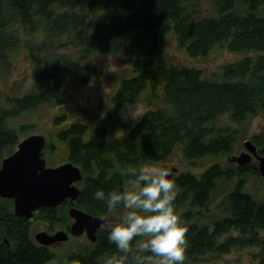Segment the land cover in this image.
Masks as SVG:
<instances>
[{
	"label": "trees",
	"instance_id": "trees-1",
	"mask_svg": "<svg viewBox=\"0 0 264 264\" xmlns=\"http://www.w3.org/2000/svg\"><path fill=\"white\" fill-rule=\"evenodd\" d=\"M214 11L200 15L192 0H0L2 61L23 45V28L31 33L42 30L49 37L65 35L77 47L73 56L60 53L43 59L29 48L34 88L21 95L6 94L0 103V165L19 142L18 130L9 127L7 119L45 104L64 107L68 78L77 77L83 84L94 75L96 67L89 60L94 53L120 52L122 62L137 71L119 79L111 94L116 108L133 106L146 88L154 93L157 82L162 85L166 104L146 110L123 135L107 127L104 118L89 132L87 123L67 121L65 110L54 115L56 140L66 149V160L79 166L83 174L77 182L76 207L93 215H107L106 206L95 200L92 192L97 188L124 190V182L135 179L134 169L163 161L179 144L185 159L229 153L235 131L228 124L217 126V118L228 114L231 121L241 122L264 114V0H214ZM170 30L177 46L193 58L206 56L223 43L232 53L250 54L222 64L221 80L204 77L197 67L163 59L150 64L159 38ZM25 127L21 125L19 131ZM251 140L260 153L264 130ZM55 149L56 143L46 138L42 156ZM258 173L257 164L223 166L212 162L199 173L182 171L174 177L177 211L187 209L180 214L188 241L184 264L226 254L234 247H255L254 264H264V236L260 234L264 201L255 200L243 189L246 175ZM218 182L234 184L230 190L221 188V214L205 222L199 211L190 210L206 209ZM69 206L65 200L54 208H40L25 219L14 214L12 199L0 197V264H103L105 257L116 254L107 228L83 251H71L60 258L53 247L34 240L32 219L46 222L49 230L57 225L68 230Z\"/></svg>",
	"mask_w": 264,
	"mask_h": 264
},
{
	"label": "rangeland",
	"instance_id": "rangeland-1",
	"mask_svg": "<svg viewBox=\"0 0 264 264\" xmlns=\"http://www.w3.org/2000/svg\"><path fill=\"white\" fill-rule=\"evenodd\" d=\"M192 1L195 3L200 15H208L215 12L214 0ZM20 36L23 45L9 52L6 60L2 61L0 59V103H2L6 94L21 95L34 88V81L31 76L32 64L28 56L29 48L42 59L60 53L73 56L77 49L74 42L65 35L49 37L42 30L31 33L28 28H23L20 29ZM147 44V40H145L143 42L144 47ZM248 54L250 53H232L228 51L223 43L216 44L206 56L193 58L186 53L184 48L177 46L175 33L170 30L159 38L158 48L153 54L150 64L154 65L160 59H163L167 63L197 67L201 70L204 77L221 80L219 67L222 64ZM141 57L145 58L144 55H141ZM121 59L122 54L120 52L112 55L94 53L89 59L96 67L94 75L83 84L77 82V77L71 76L68 78L64 86V107L59 108L54 104L41 105L35 110L26 111L15 118L7 119V125L18 130L19 140L30 134H42L56 143L54 153L45 151L43 155L47 166H56L67 161L66 149L62 143L56 140L54 135L56 127L52 124L54 115L63 110H65L64 112L67 115V121L79 120L87 123L90 127L89 132L98 119L104 118L107 127H112L117 135H123L140 119L146 110L160 106L165 107L166 103L163 97L162 85L157 82L154 93H151L149 88H146L139 95L133 106L121 109L116 108L111 101V94L117 87L119 79L137 73V71H134L132 64H125ZM215 124L217 126L228 124L235 131L236 139L229 153L219 156H206L200 159H185L182 155L181 144H179L175 146L173 152L166 159L151 163H158L166 167H176L177 170L173 172L174 177L182 171L199 173L212 162H220L223 166L226 164L236 166L237 164L231 162L229 158L245 150L243 146L245 140L251 139L252 135L264 130V114L259 113L250 116L241 122H233L228 114H223L217 118ZM21 125H26L23 131H19ZM250 163L256 165L258 160L252 156ZM133 182L125 181L124 190H127ZM233 182L227 185L218 182L217 191L214 193L208 207L206 209H189L191 213L199 211L205 222L218 217L221 214L219 208L223 195L221 188L230 190L234 184ZM243 189L250 193L255 200L264 201V181L259 173L247 174ZM186 210L185 208L181 209L178 214L180 215ZM106 216L109 221H114L117 218L116 213L107 214ZM69 221L71 222L72 220L69 218ZM59 229L63 228L57 225L52 230H49L46 222L31 220L30 233L32 237L39 231L54 233ZM260 232L264 236V229ZM89 243L92 242L84 234L80 236L69 235L67 240L58 242L51 247L54 248L57 257L60 258L71 251H83ZM256 252L257 249L255 247H234L226 254L219 256L215 254L207 255L202 261L195 264H254L256 262L254 259Z\"/></svg>",
	"mask_w": 264,
	"mask_h": 264
},
{
	"label": "clouds",
	"instance_id": "clouds-1",
	"mask_svg": "<svg viewBox=\"0 0 264 264\" xmlns=\"http://www.w3.org/2000/svg\"><path fill=\"white\" fill-rule=\"evenodd\" d=\"M133 174L127 190L92 192L106 206V214H117L114 221L102 220L99 225L101 231L107 228V238L117 249L103 264H184L187 229L175 204L174 174L158 163H144Z\"/></svg>",
	"mask_w": 264,
	"mask_h": 264
},
{
	"label": "water",
	"instance_id": "water-1",
	"mask_svg": "<svg viewBox=\"0 0 264 264\" xmlns=\"http://www.w3.org/2000/svg\"><path fill=\"white\" fill-rule=\"evenodd\" d=\"M46 138L42 134H30L19 140L16 149L5 156L0 165V197L12 199L13 212L17 217L32 218L40 208H54L65 200L69 202L68 217L72 220L68 230L59 229L54 233L39 231L34 240L44 246H52L67 240L69 235L84 234L95 242L102 220L106 215H93L74 205L79 195L77 182L83 179L81 168L70 161L56 166H47L42 156ZM245 150L229 158L238 166L250 163L252 156L258 160V172L264 181V143L261 152L251 139L243 142ZM175 172V167H169ZM4 241L6 239L4 238Z\"/></svg>",
	"mask_w": 264,
	"mask_h": 264
}]
</instances>
